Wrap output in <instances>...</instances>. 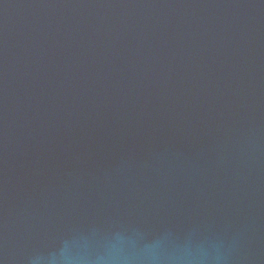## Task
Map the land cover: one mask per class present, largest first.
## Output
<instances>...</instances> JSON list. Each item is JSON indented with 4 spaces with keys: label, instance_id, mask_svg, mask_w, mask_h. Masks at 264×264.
<instances>
[{
    "label": "water",
    "instance_id": "95a60500",
    "mask_svg": "<svg viewBox=\"0 0 264 264\" xmlns=\"http://www.w3.org/2000/svg\"><path fill=\"white\" fill-rule=\"evenodd\" d=\"M264 264V0H0V264Z\"/></svg>",
    "mask_w": 264,
    "mask_h": 264
},
{
    "label": "clouds",
    "instance_id": "9594fccd",
    "mask_svg": "<svg viewBox=\"0 0 264 264\" xmlns=\"http://www.w3.org/2000/svg\"><path fill=\"white\" fill-rule=\"evenodd\" d=\"M67 264H74V262L71 261V260H69V261L67 262Z\"/></svg>",
    "mask_w": 264,
    "mask_h": 264
}]
</instances>
